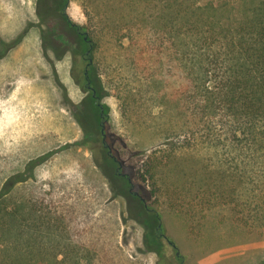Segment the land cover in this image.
Wrapping results in <instances>:
<instances>
[{"label": "trees", "instance_id": "trees-1", "mask_svg": "<svg viewBox=\"0 0 264 264\" xmlns=\"http://www.w3.org/2000/svg\"><path fill=\"white\" fill-rule=\"evenodd\" d=\"M153 1L157 13L150 19L145 7L140 9L137 3V16L130 18L137 30L128 35L126 47L134 51L130 61L137 70L141 100L149 92L151 107L158 110L148 117L161 142L141 152L147 159L140 178L147 184L132 181L134 172L117 159L115 174L129 183V190L123 193L114 186L113 195L124 200L122 223L133 219L143 227L142 252L163 257L168 246L183 264L184 255L166 233L163 212L152 201L165 190L175 196L170 187L158 186L159 179L166 176L180 174L172 189L181 192L178 210L188 220L199 213L206 217L207 210L215 207L229 206L236 222L264 234V0ZM147 22L153 26L149 31ZM72 25L87 37L81 77L99 97V40L86 25ZM24 34L1 40L0 58ZM63 36L53 30L44 35L45 45H52L57 59L67 52L68 40ZM155 74L165 76L167 91L161 87L163 81L152 79L156 80ZM76 112L83 129L79 144L90 148L95 165L108 176L104 160H115V156L102 141L101 123L97 126L102 121L98 100L90 94ZM82 112L91 113L93 125L81 117ZM140 121L144 127L145 121ZM99 140L100 146L92 145ZM48 155L31 161L29 168ZM25 180L23 173H17L0 188V264H130L118 239L93 241L73 250L69 243L55 242L52 223L43 220V200L11 195L13 186ZM176 205L170 206L176 209ZM95 228L83 230L94 232Z\"/></svg>", "mask_w": 264, "mask_h": 264}, {"label": "rangeland", "instance_id": "rangeland-1", "mask_svg": "<svg viewBox=\"0 0 264 264\" xmlns=\"http://www.w3.org/2000/svg\"><path fill=\"white\" fill-rule=\"evenodd\" d=\"M137 3L140 9L145 7L148 19L157 13L153 0H0V41H10L26 30L24 38L0 58V188L10 176L23 173L26 180L15 184L11 195L43 200V220L52 223L55 242L69 243L71 250L93 241L118 239L130 264H180L168 246L163 257L142 252L143 227L133 219L122 223L124 200L113 195L114 186L125 193L129 190V183L115 174L118 161L104 160L105 176L90 148L79 144L83 129L76 111L92 94L81 77L86 44L56 9L64 8L70 22L86 25L99 40L96 58L102 88L98 94L107 115V142L112 154L134 172L132 181L147 184L140 178L147 159L141 152L161 139L152 132L148 117L158 110L152 109L145 87L141 100L137 70L130 61L134 51L126 47L128 35L137 30L130 20L137 16ZM150 27L147 22V31ZM51 30L68 40L61 59L45 45L44 35ZM155 75L156 80L152 79L163 81L161 87L167 91L165 76ZM81 117L94 124L91 113L82 112ZM101 144L100 140L92 143ZM46 155L29 168L31 161ZM161 181L158 186L170 187L175 196L165 190L152 201L163 212L166 233L184 255L183 264H264V234L258 228L236 222L229 206L188 220L178 210L181 192L172 189L180 174ZM171 203H177V208ZM94 225L98 228L94 232L83 230Z\"/></svg>", "mask_w": 264, "mask_h": 264}, {"label": "flooded vegetation", "instance_id": "flooded-vegetation-1", "mask_svg": "<svg viewBox=\"0 0 264 264\" xmlns=\"http://www.w3.org/2000/svg\"><path fill=\"white\" fill-rule=\"evenodd\" d=\"M56 9H57V11H60L62 17H63V18H64V17L66 18V21H65V22H67V24L70 25V27L76 32V35H78V36L84 41V43L86 44L87 37L84 35V32H83L82 30L78 29L75 25H72V22H70V20L68 19V17H67L66 14H65V9H64V8H61V7H59V6H58ZM24 32H25V34H26V30H24ZM25 34H24V36H25ZM23 38H24V37H23ZM47 46H48L50 49L53 50V47H52L51 44H47ZM53 51H54V50H53ZM85 51H87V44H86ZM7 53H8V52H7ZM5 56H6V55H5ZM5 56H3V57H5ZM3 57H1V58H3ZM85 84H86L85 87H86L87 89L93 91L92 94H93V96L96 98V100H98V104L100 105L101 103L99 102V97H98L96 91L93 89V86L91 85V83L88 82V81H86ZM100 106H101V111H103V115H101V117H102V121H105V122H106V120H105V108L102 106V104H101ZM102 121H101V122H102ZM102 136H103V134H102ZM102 141H103V140H102ZM103 143H104V142H103ZM104 145H105V143H104ZM105 147H106V146H105ZM107 149H108V151H109V147H107ZM110 153H112V150H111ZM114 159H115V157H114ZM115 161H117V159H115ZM118 163H119V162H118Z\"/></svg>", "mask_w": 264, "mask_h": 264}, {"label": "water", "instance_id": "water-1", "mask_svg": "<svg viewBox=\"0 0 264 264\" xmlns=\"http://www.w3.org/2000/svg\"><path fill=\"white\" fill-rule=\"evenodd\" d=\"M101 115H103V111H101ZM105 130H106V122L105 121H102L101 122V133L103 134L102 140L105 143V146L106 147H109V152H111L112 149H111L109 143L107 142V134H106V131ZM115 159H117V158L115 157Z\"/></svg>", "mask_w": 264, "mask_h": 264}]
</instances>
